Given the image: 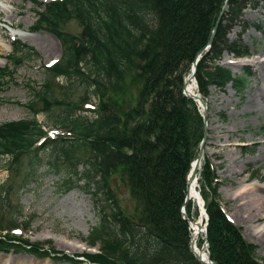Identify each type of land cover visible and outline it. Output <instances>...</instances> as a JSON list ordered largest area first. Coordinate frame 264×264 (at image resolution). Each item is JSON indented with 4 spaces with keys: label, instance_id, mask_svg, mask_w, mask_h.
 Returning a JSON list of instances; mask_svg holds the SVG:
<instances>
[{
    "label": "trees",
    "instance_id": "trees-1",
    "mask_svg": "<svg viewBox=\"0 0 264 264\" xmlns=\"http://www.w3.org/2000/svg\"><path fill=\"white\" fill-rule=\"evenodd\" d=\"M237 1L64 0L48 5L35 24L38 28L42 23L45 30L65 43V49L62 60L43 67L42 84L37 91L30 87L31 93L41 97V112L49 122L67 129L70 138L46 137L35 119L38 111L27 104L29 118L0 123V159L9 162L11 171L25 157L28 170L22 185L37 178L36 170L43 163L50 172H63L58 187L62 193L74 187L73 180H82L79 188L90 198L96 220L81 239L88 248H97L87 257L92 264H200L188 250L189 231L179 211L186 191L185 175L194 159L193 148L200 139L203 122L196 103L182 96L181 78L190 72L196 53L206 46L223 4L231 10ZM70 18L80 24L77 40L57 32ZM219 27L218 22L209 48L196 64L195 74L202 75L205 57L217 59L222 50L237 57L245 55L241 46L232 45L229 49L231 45L224 44ZM10 46L14 51V70L24 58L34 54L19 41ZM129 70L140 86L135 105L122 113L112 109L110 101L104 102L100 91L111 80L122 79ZM210 70L236 94H241L249 83L248 69L234 74L227 66L212 63ZM68 71L77 78L80 73L87 76L86 82L79 79L85 90L91 88L84 99L93 97L99 103L95 111H87L93 115L90 119L77 108L65 107L58 114L50 113V82L59 76L69 78ZM11 74V69L0 68V88ZM52 102L60 103L53 99ZM76 151L88 156L83 161L73 159ZM49 153H55V160L71 162L63 169L57 168L49 160ZM112 175L127 192L132 213L120 205L112 191ZM9 191L11 187L0 186L1 201ZM200 198L207 216L209 261L264 264L256 256V247L245 242L239 229L214 206V198L208 200L203 194ZM190 202L184 205L187 218ZM21 217L20 208L15 209L9 220L11 227L0 226V232L25 231L30 222ZM3 238L0 248L12 245L9 241L13 239ZM17 245L28 248L23 252L30 256H44L26 243ZM13 248H18L14 253L22 250Z\"/></svg>",
    "mask_w": 264,
    "mask_h": 264
},
{
    "label": "rangeland",
    "instance_id": "rangeland-1",
    "mask_svg": "<svg viewBox=\"0 0 264 264\" xmlns=\"http://www.w3.org/2000/svg\"><path fill=\"white\" fill-rule=\"evenodd\" d=\"M63 1L11 0V6L5 5L0 11V40L3 39L7 44L0 47V68L12 71L0 88V123L29 118L30 114L25 106L30 104L38 111L35 117L38 125L45 131L46 137L52 140L55 137L69 139L68 130L49 122L46 114L41 112L43 108L41 97L39 95L33 97L30 87L37 91L44 78L43 67L64 58L65 43L45 30L42 23L35 28L48 5ZM263 5V0H238L235 6H231V10L226 4L223 12L220 11L218 15L219 35H222L224 44L231 45L229 49L232 45L241 46L240 49L243 51L241 52L245 55L237 57L222 50L217 59L205 57L202 60V75L194 73V94L201 97L206 109L200 139L197 138L193 148L195 155L189 164L185 180L190 165L202 147L204 156L196 172L197 192L201 197L202 194L205 195L208 200L214 198V206L219 207L224 218L239 229L245 242L256 247V256L264 263V241L260 234L253 233L255 229L264 228V213L258 216L256 210H253V214L249 212L250 196L252 194L264 196V191L261 190L264 189V147L258 144L264 139V73L260 75L261 67L264 68ZM57 29V32L73 40L80 38L81 28L75 18L68 19ZM66 40L69 41L68 38ZM11 41H19L34 53L28 59L24 58L15 70ZM202 54L200 58H203ZM212 63L227 66L234 74L248 69L249 83L244 91L236 94L228 84L220 83L216 73L210 70ZM81 72H86L85 68H82ZM188 72L182 75V83L185 82ZM67 74L70 75L69 78L59 76L50 82L51 97L48 100L53 107L50 113L58 114L65 107L71 110L77 108L81 109V115L90 119L93 115L87 111H95L99 103L93 97L88 101L84 99L85 94L89 96L91 88L85 90L84 83L79 82V79L86 82L87 76L80 73L77 78L69 71ZM139 86L140 81L134 76L133 71L129 70L123 74L122 79L111 80L100 93L104 102L110 101L108 104L112 109L127 113L129 107L135 105ZM52 99L60 103L54 104ZM113 102H116L117 106L113 105ZM54 154L51 156L49 153L48 156L57 168L63 169L71 162L55 160ZM85 156L88 154L82 151L72 154V158L79 161H83ZM26 164L27 161L22 156L19 165L10 171L9 162L0 159V186L3 189L11 187V191L1 198L3 202L0 200V226L3 229L11 227L9 220L17 208L21 210V220L30 222L25 231L18 229L0 232L1 240H5L4 236L13 239L6 240L12 245L0 248V264H17L22 262L21 258H30L23 252L28 248L24 249L22 245H17L19 242L42 252L44 256H33V260L41 261L32 262L35 264H71L67 260L77 262L76 264H92L87 261V257L95 253L97 248H88L81 239L86 237L96 220L90 198L79 188L82 180H73L74 187L67 193H62L58 187L61 177H64L63 172L59 174L50 172L46 163H43L36 170L37 178L32 179L30 184L22 185L23 175L28 170ZM77 169L82 172L81 165H78ZM111 179H113L111 189L120 205L132 213L127 192L123 191L121 184L113 175ZM243 186L247 188L255 186L258 189L237 200L239 187ZM201 202L204 210L202 198ZM189 212L187 228L200 218V212L193 202H190ZM201 220L200 229H205L206 214ZM199 237L201 239L198 238L196 241L198 250L203 248L205 233L201 232ZM14 246L22 250L14 253V250L18 251V248H13ZM204 248L207 250V247Z\"/></svg>",
    "mask_w": 264,
    "mask_h": 264
},
{
    "label": "bare ground",
    "instance_id": "bare-ground-1",
    "mask_svg": "<svg viewBox=\"0 0 264 264\" xmlns=\"http://www.w3.org/2000/svg\"><path fill=\"white\" fill-rule=\"evenodd\" d=\"M44 1V0H42ZM11 0H0V11L4 9V6L5 5H9L11 6ZM10 10V9H9ZM12 17V16H11ZM10 18V17H9ZM12 19V18H11ZM11 29H13L11 26H10ZM15 36V35H14ZM24 38V37H23ZM5 44L6 42L3 41V39L0 40V47H5ZM7 45V44H6ZM264 61V60H263ZM254 62V61H253ZM264 63V62H263ZM262 63V64H263ZM255 64H257V62H255ZM260 64V63H259ZM261 64V65H262ZM260 65V66H261ZM257 67V65H255ZM262 69L260 70V75L262 76L263 73H264V68L261 67ZM259 69V68H258ZM191 70V69H190ZM190 75V72L189 74L187 75L186 79H185V86H184V92L187 93V94H194L195 93V90H194V86H195V79ZM263 78V77H262ZM201 97H199L200 99ZM262 98V97H261ZM264 99V98H263ZM201 103L202 105L205 107L206 109V104L204 103L203 100H201ZM250 102V100H249ZM258 144L262 147H264V139L261 141V142H258ZM204 150L202 151V157L204 156ZM201 160V159H200ZM200 162V161H199ZM201 163V162H200ZM199 163V164H200ZM199 164H198V167H199ZM194 162L192 163L191 167H190V170L191 169H194ZM197 167V169H198ZM197 187H198V181H197V177L195 175L194 177V180H192L190 182V184H188V201H191L193 202L199 210H201V198H200V195L199 193L197 192ZM255 189H258L256 188L255 186H250L249 188L243 186V187H239V194L236 196L237 200L238 199H242L244 197V195H247L249 193H251L253 190ZM261 189V188H260ZM264 191V189H261ZM250 206H249V212L250 214H253V210H256L258 212V216L261 214V213H264V196L260 195V194H252V196H250ZM187 201V202H188ZM202 213H200V218L198 219V221L194 222V223H191L190 224V235H191V238H192V241L194 242V250L196 253H200V256L202 257V259H205L206 258V254L204 252H202L201 250H198L196 248V241H197V238L199 237L200 235V231L199 229L201 228L200 227V223H201V218H202ZM255 218V216H254ZM202 224V223H201ZM255 232L260 234L261 235V238L263 239L264 241V228H258V229H255L253 230V233ZM32 257H30L29 259H26V258H21L22 262H17V264H35V263H32V262H35L36 260H33V258L31 259ZM36 262H41V261H36ZM43 262V261H42ZM46 262V260H45Z\"/></svg>",
    "mask_w": 264,
    "mask_h": 264
},
{
    "label": "water",
    "instance_id": "water-1",
    "mask_svg": "<svg viewBox=\"0 0 264 264\" xmlns=\"http://www.w3.org/2000/svg\"><path fill=\"white\" fill-rule=\"evenodd\" d=\"M224 7H225V4L224 6L222 7L221 9V12H223L224 10ZM218 21H219V17L217 18L215 24H214V27L212 29V32H211V36L206 44V46L200 50L196 56H195V59L192 61V64H191V71H190V75L191 77H194V73H195V69H196V64H197V61L198 59L200 58L201 56V53L204 49H207L212 41V38H213V35H214V32L216 30V26L218 24ZM184 86H185V82L182 83V96L185 97V98H188L190 100H192L193 102H195L197 104V106L200 108L201 112H202V119L204 120V111H205V107L202 105L199 97L197 94H187L184 92ZM203 139H204V130H203ZM203 143V140L201 142V144ZM201 153H202V147L199 148L198 150V153H197V156H196V159L194 161V169H191L189 170V173L187 175V178H186V184H187V188H186V191H185V195H184V199H183V203L180 207V215H181V218L182 220H184L186 223L189 222V220L186 218V215L184 213V205L186 203V201L188 200V184H190V182L192 180H194V177L196 175V171H197V167H198V164H199V161H200V158H201ZM200 212L204 215V211L203 209L201 208ZM188 228L190 229V226L188 225ZM200 232H203L204 233V229H199ZM190 241H189V246H188V250L189 252L193 255V257L195 258L196 261H198L200 264H212L209 259H208V255L205 251V248L204 246L206 247V241H204V244H203V248L201 247V251L204 252L206 254V258L205 259H202V257L200 256V253H196L195 250H194V242L192 241V238H191V235H190Z\"/></svg>",
    "mask_w": 264,
    "mask_h": 264
}]
</instances>
